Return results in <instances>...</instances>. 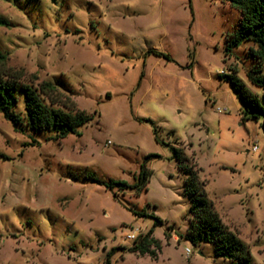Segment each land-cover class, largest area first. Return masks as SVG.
<instances>
[{
	"label": "rangeland",
	"instance_id": "obj_1",
	"mask_svg": "<svg viewBox=\"0 0 264 264\" xmlns=\"http://www.w3.org/2000/svg\"><path fill=\"white\" fill-rule=\"evenodd\" d=\"M239 17L221 0H0L5 70L53 84L58 106L91 118L55 142L0 113V264H106L110 253V264H230L185 239L190 169L251 264H264V117L244 118L223 76L261 94L247 77L253 44L226 52ZM15 111L24 116L22 100ZM144 164L146 191L92 181L133 185ZM151 229L156 261L122 250Z\"/></svg>",
	"mask_w": 264,
	"mask_h": 264
},
{
	"label": "trees",
	"instance_id": "obj_2",
	"mask_svg": "<svg viewBox=\"0 0 264 264\" xmlns=\"http://www.w3.org/2000/svg\"><path fill=\"white\" fill-rule=\"evenodd\" d=\"M231 8L239 12L240 17L236 28L230 35L226 52H232L242 43H252L254 48H249L248 53L254 60V66L250 69L247 77L250 83L261 89V94L250 92L235 75H223L230 83L236 97L245 107L244 118L258 119L264 117V0H221ZM9 23L0 18V27H7ZM166 61H171L168 55L151 52ZM5 56L0 51V113L4 119L11 123L17 133H23L24 127L34 134L51 133L50 141L59 142L68 135L81 136L79 129L86 126L91 118L74 106L63 103L59 105L57 88L48 82H42L36 86L26 82L22 77L9 73L4 68ZM22 100L24 116L15 110ZM71 104V101H67ZM145 122H150L145 120ZM151 123V122H150ZM154 156H147L150 160ZM150 171L146 165H142L135 184L128 185L124 182L109 181L108 183L92 179L93 182L105 186L109 190L117 188L119 191L135 190L146 191ZM196 173L190 169L189 177L184 182V193L190 198L189 227L185 239L193 246L200 244H212L214 256L228 260L230 264H251L248 249L221 221L214 209L213 203L206 198L204 192H200L196 185ZM137 217L151 218L156 225H162V221L155 216L135 214ZM154 230L140 235L133 245L123 251L139 256H148L156 261L161 252V244L153 237ZM166 237L170 238L168 235ZM151 247L156 249L151 250ZM108 254L106 264H110Z\"/></svg>",
	"mask_w": 264,
	"mask_h": 264
},
{
	"label": "built area",
	"instance_id": "obj_3",
	"mask_svg": "<svg viewBox=\"0 0 264 264\" xmlns=\"http://www.w3.org/2000/svg\"><path fill=\"white\" fill-rule=\"evenodd\" d=\"M257 149V147H254V150H256ZM129 238L130 239H134V236L132 235V236H129ZM190 250L189 249H186L185 250V255H186V257H189V255H190Z\"/></svg>",
	"mask_w": 264,
	"mask_h": 264
},
{
	"label": "water",
	"instance_id": "obj_4",
	"mask_svg": "<svg viewBox=\"0 0 264 264\" xmlns=\"http://www.w3.org/2000/svg\"><path fill=\"white\" fill-rule=\"evenodd\" d=\"M262 129H263V131H264V125L262 126Z\"/></svg>",
	"mask_w": 264,
	"mask_h": 264
}]
</instances>
